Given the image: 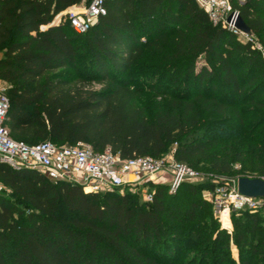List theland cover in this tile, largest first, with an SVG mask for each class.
Masks as SVG:
<instances>
[{"label":"trees","instance_id":"1","mask_svg":"<svg viewBox=\"0 0 264 264\" xmlns=\"http://www.w3.org/2000/svg\"><path fill=\"white\" fill-rule=\"evenodd\" d=\"M230 1L264 49V0ZM80 2L0 0V80L11 137L85 141L122 159L159 158L176 143L175 161L197 167L213 152L209 167L220 174L241 159L232 143L264 150V98H255L264 54L251 43L213 25L194 0H106V13L82 34L64 17L52 23ZM142 60L150 74L143 85L166 100L150 117L137 102ZM208 115L227 119L204 124ZM230 118L236 131L225 140ZM261 157L252 170L264 174ZM0 183L13 199L0 196V264H264L261 213L232 212L229 233L200 183L169 192L166 183L148 182L154 193L147 202L139 192H89L3 163Z\"/></svg>","mask_w":264,"mask_h":264},{"label":"built area","instance_id":"2","mask_svg":"<svg viewBox=\"0 0 264 264\" xmlns=\"http://www.w3.org/2000/svg\"><path fill=\"white\" fill-rule=\"evenodd\" d=\"M194 1L208 15L213 25L223 26L237 37L242 36L244 42L255 44L264 53L263 47L256 43L252 33L245 34L236 28L239 12L232 7L230 0ZM105 2L106 0H83L58 13L52 23L64 17L75 33H85L106 13ZM8 109L6 88L0 87V163L13 169L35 170L50 181L77 184L94 193L116 191L122 194L127 187L131 192H139L142 200L147 202L152 200L154 193L146 186L148 182L166 183L169 192H175L182 182L197 175L183 163L175 161L172 155L122 159L110 148L95 151L85 141L61 145L50 140L25 143L11 137L5 124ZM130 177L137 179L130 180ZM4 187L0 183V189ZM205 198L211 202L214 216L221 228L229 233L232 227L224 226L222 218L226 217L231 225L232 212L259 211L264 217V196L248 197L240 193L237 181L231 185L216 187Z\"/></svg>","mask_w":264,"mask_h":264},{"label":"rangeland","instance_id":"3","mask_svg":"<svg viewBox=\"0 0 264 264\" xmlns=\"http://www.w3.org/2000/svg\"><path fill=\"white\" fill-rule=\"evenodd\" d=\"M81 1H83V0H81ZM239 1H243V0H239ZM237 38L242 40V41L244 39L242 36H238ZM256 43L260 44V42L258 41L257 38H256ZM252 47L254 49H257L255 47V44H252ZM0 56H1V53H0ZM144 63H145V60H142V61H140L139 65L142 66V65H144ZM140 71H141L140 72L141 74H138V75L135 74V77H134V79L136 80V82L138 84L142 83V85H141L142 88H141V91L139 93L140 95L137 98V102L143 107L145 114L150 117L155 112L156 106L158 104H161L162 106L166 105V100H162L154 92L150 91L147 86L143 85L144 79H147L150 76V74L145 71L144 66L141 67ZM60 72H62V71H60ZM69 72H71L72 75L75 76V72L73 70H71V71L69 70ZM263 79H264V76L259 77L257 79V81L263 80ZM169 83H170V79L168 78L165 80V84H169ZM0 87L7 88V84L4 82L1 83V80H0ZM92 87L94 89H99L100 85L97 83H93ZM258 92L259 93L256 95L255 98L257 100L259 98H264V84L262 86V89H260V91H258ZM242 108L246 109V110H250L251 104H247V105H245V107H242ZM245 118H246V122H248L249 124H254V122H256V119H257V117H255V115L253 113H248V115ZM208 119L209 120L211 119V120L225 121L227 118L222 117V116L208 115L206 117L205 122H203V123L205 124L208 121ZM228 124L229 125H227L226 128H231V131H228L225 129V134H222V136L224 137L225 140L229 136L234 135L233 132L236 131L235 127L237 126V121L234 118H230ZM241 133H243V132L241 131ZM219 134H220V132H219ZM250 136H252V135H250ZM243 141L242 142H235V143L231 144V146H233L232 147L233 157H236L238 155V156H240L241 159L238 161H236V160L233 161L232 170L230 173L220 174V173L211 171L210 167H209L210 166L209 162H210V157L212 156L213 152H209L207 155H204L198 159L197 167L184 164L187 168H190L192 171L197 173L195 178H192L191 180H185V181L193 182V183H200V184L205 185L203 188H201V196L203 194V198L206 199L205 195L214 191V189L216 187L231 185V184H233V182L237 181V178L239 176H243V175L245 176L246 175L247 177H251V178H262L263 179L264 174H260V172L252 170V166L255 162H258L259 160H261L263 158L261 156H264V150L259 149V147L257 145L250 143L249 141H244V142ZM175 147H176V143L169 144L167 149H166V153L164 155H172L173 156V153L175 151ZM129 179L135 180L137 178L130 177ZM127 190H129V189H127V187H126L125 191H127ZM10 193H11L10 190L6 187H4L3 189H0V196H3L5 198H9V199L13 200ZM223 225L226 227L231 226L228 219H226V221L223 223ZM229 246H230L231 255L234 258H237V248H236L235 244L232 241H230ZM186 254H188V251H185L182 256H185ZM205 264H209V263H205Z\"/></svg>","mask_w":264,"mask_h":264},{"label":"water","instance_id":"4","mask_svg":"<svg viewBox=\"0 0 264 264\" xmlns=\"http://www.w3.org/2000/svg\"><path fill=\"white\" fill-rule=\"evenodd\" d=\"M235 26L245 34L251 33L250 28L239 14L237 15ZM237 188L240 193L248 197H263L264 179L241 176L237 178Z\"/></svg>","mask_w":264,"mask_h":264},{"label":"bare ground","instance_id":"5","mask_svg":"<svg viewBox=\"0 0 264 264\" xmlns=\"http://www.w3.org/2000/svg\"><path fill=\"white\" fill-rule=\"evenodd\" d=\"M226 219H227L226 217H223L222 218V220H223L222 223H224L226 221Z\"/></svg>","mask_w":264,"mask_h":264},{"label":"crops","instance_id":"6","mask_svg":"<svg viewBox=\"0 0 264 264\" xmlns=\"http://www.w3.org/2000/svg\"><path fill=\"white\" fill-rule=\"evenodd\" d=\"M3 81H1V83H2Z\"/></svg>","mask_w":264,"mask_h":264}]
</instances>
